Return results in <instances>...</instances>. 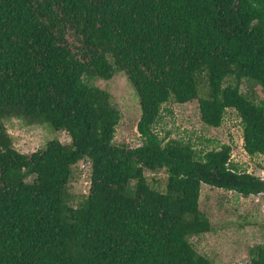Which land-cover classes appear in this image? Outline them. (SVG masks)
I'll return each mask as SVG.
<instances>
[{
  "label": "trees",
  "instance_id": "obj_1",
  "mask_svg": "<svg viewBox=\"0 0 264 264\" xmlns=\"http://www.w3.org/2000/svg\"><path fill=\"white\" fill-rule=\"evenodd\" d=\"M117 71L139 99L136 148L114 144L120 113L85 80ZM243 80L264 93V0H0V264H214L189 242L211 228L201 185L247 198L264 180L231 163L230 145L200 154L153 127L170 101L197 100L214 129L231 109L244 152L264 157V102L242 95ZM11 118L48 122L71 145L19 153ZM82 160L89 190L74 207L65 192ZM145 171L166 172L165 192ZM249 264H264V247Z\"/></svg>",
  "mask_w": 264,
  "mask_h": 264
},
{
  "label": "rangeland",
  "instance_id": "obj_2",
  "mask_svg": "<svg viewBox=\"0 0 264 264\" xmlns=\"http://www.w3.org/2000/svg\"><path fill=\"white\" fill-rule=\"evenodd\" d=\"M85 80L89 85L107 92L112 106L120 113L114 144L129 148L141 146L143 138L137 131L141 116L139 99L125 75L117 71L107 81ZM226 84H234V80L229 78ZM199 89V96H205V77L201 78ZM240 92L255 103L264 102V93L253 82L243 80ZM1 122L14 149L22 154L44 150L51 141L71 145L69 135L64 131H56L48 122L28 125L22 118L4 119ZM153 131L164 142L178 140L189 143L200 154L218 149L223 144L230 145L231 163L241 171L264 179V172L260 169L264 165V157H250L244 152L240 119L231 109L226 111L222 125L214 129L202 124L197 100L182 105L170 101L162 106ZM90 172L87 160L72 167L65 192V200L69 205L76 207L87 196ZM144 175L152 188L165 192V171H145ZM199 208L209 220L211 228L209 233L189 238L198 255L214 264H249L255 248L264 247V195L245 198L233 192L201 185Z\"/></svg>",
  "mask_w": 264,
  "mask_h": 264
},
{
  "label": "water",
  "instance_id": "obj_3",
  "mask_svg": "<svg viewBox=\"0 0 264 264\" xmlns=\"http://www.w3.org/2000/svg\"><path fill=\"white\" fill-rule=\"evenodd\" d=\"M264 180V179H263ZM261 195H264V193H262Z\"/></svg>",
  "mask_w": 264,
  "mask_h": 264
}]
</instances>
